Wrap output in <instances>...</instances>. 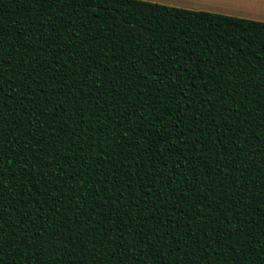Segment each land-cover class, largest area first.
<instances>
[{"label": "trees", "instance_id": "obj_1", "mask_svg": "<svg viewBox=\"0 0 264 264\" xmlns=\"http://www.w3.org/2000/svg\"><path fill=\"white\" fill-rule=\"evenodd\" d=\"M0 264H264V22L0 0Z\"/></svg>", "mask_w": 264, "mask_h": 264}, {"label": "rangeland", "instance_id": "obj_2", "mask_svg": "<svg viewBox=\"0 0 264 264\" xmlns=\"http://www.w3.org/2000/svg\"><path fill=\"white\" fill-rule=\"evenodd\" d=\"M191 10H204L264 22V8L258 0H146ZM252 19V18H251Z\"/></svg>", "mask_w": 264, "mask_h": 264}, {"label": "crops", "instance_id": "obj_3", "mask_svg": "<svg viewBox=\"0 0 264 264\" xmlns=\"http://www.w3.org/2000/svg\"><path fill=\"white\" fill-rule=\"evenodd\" d=\"M257 1V0H256ZM261 4H264V0H258ZM262 7L264 8V5H262ZM250 18V17H249ZM254 20H257L258 18L256 17V19L254 17H251ZM250 18V19H251ZM264 20V19H263Z\"/></svg>", "mask_w": 264, "mask_h": 264}]
</instances>
